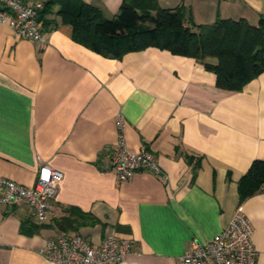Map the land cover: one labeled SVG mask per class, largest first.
<instances>
[{"label": "crops", "instance_id": "crops-1", "mask_svg": "<svg viewBox=\"0 0 264 264\" xmlns=\"http://www.w3.org/2000/svg\"><path fill=\"white\" fill-rule=\"evenodd\" d=\"M81 1L111 19L122 0ZM157 3L183 7L196 25L221 18L257 26L264 17V0ZM56 10L43 47L0 23V178L31 187L40 164L62 173L46 222L23 204H0V264H49L39 250L60 232L93 245L107 234L128 237L136 252L118 264H176L238 206L253 227L255 264H264V189L240 204L237 194L239 178L264 159V72L229 92L199 60L166 50L104 57L75 43ZM118 117L127 150L144 147L165 179L139 170L118 182L110 166Z\"/></svg>", "mask_w": 264, "mask_h": 264}, {"label": "trees", "instance_id": "trees-1", "mask_svg": "<svg viewBox=\"0 0 264 264\" xmlns=\"http://www.w3.org/2000/svg\"><path fill=\"white\" fill-rule=\"evenodd\" d=\"M55 6L60 22L71 26L73 41L104 57L120 59L149 47L166 50L199 60L214 74L215 86L229 92L241 91L264 72V17L257 26L221 18L196 25L181 6L166 9L157 0H122L118 12L105 19L81 0H46L37 14L41 31L52 28L48 17ZM263 189L264 159L254 160L237 182L238 204ZM28 223L21 224L23 233L29 232Z\"/></svg>", "mask_w": 264, "mask_h": 264}, {"label": "built area", "instance_id": "built-area-1", "mask_svg": "<svg viewBox=\"0 0 264 264\" xmlns=\"http://www.w3.org/2000/svg\"><path fill=\"white\" fill-rule=\"evenodd\" d=\"M0 23H6L18 39L44 46L37 14L42 4L23 3L22 0H0ZM119 130L118 142L110 156V166L118 182L129 179L136 171L146 170L165 179L157 159L144 147L138 152L127 150L122 135L123 122H115ZM62 173L46 164H40L31 187H24L0 178V204L27 206L37 223L48 218L51 203L58 194ZM253 227L238 206L228 223L211 239L199 242L192 239L186 252L176 264H255L257 252L252 242ZM49 264H118L127 255L135 253L128 237L107 234L99 244H90L78 233L60 232L45 240L39 250Z\"/></svg>", "mask_w": 264, "mask_h": 264}, {"label": "bare ground", "instance_id": "bare-ground-1", "mask_svg": "<svg viewBox=\"0 0 264 264\" xmlns=\"http://www.w3.org/2000/svg\"><path fill=\"white\" fill-rule=\"evenodd\" d=\"M1 11V10H0ZM15 183V182H14Z\"/></svg>", "mask_w": 264, "mask_h": 264}]
</instances>
